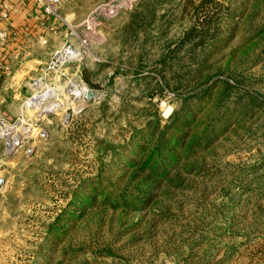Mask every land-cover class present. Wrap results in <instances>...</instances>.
I'll use <instances>...</instances> for the list:
<instances>
[{
  "label": "rangeland",
  "instance_id": "374dc122",
  "mask_svg": "<svg viewBox=\"0 0 264 264\" xmlns=\"http://www.w3.org/2000/svg\"><path fill=\"white\" fill-rule=\"evenodd\" d=\"M58 15L38 72L65 41L78 56L46 73L45 122L10 120L0 264H264V0Z\"/></svg>",
  "mask_w": 264,
  "mask_h": 264
},
{
  "label": "crops",
  "instance_id": "0c3cea01",
  "mask_svg": "<svg viewBox=\"0 0 264 264\" xmlns=\"http://www.w3.org/2000/svg\"><path fill=\"white\" fill-rule=\"evenodd\" d=\"M5 7L10 11L9 20L0 22V29L8 31L9 36L0 49L3 67L0 69V114L8 120H16L27 109L25 99L29 91L25 82L39 74L47 59L49 46H41L40 41L44 36L52 40L47 30L53 23L46 20L30 0H0V11ZM38 117L34 114L32 123L45 122L46 117ZM6 152L0 141V176L3 160L7 159Z\"/></svg>",
  "mask_w": 264,
  "mask_h": 264
},
{
  "label": "built area",
  "instance_id": "2783aa9c",
  "mask_svg": "<svg viewBox=\"0 0 264 264\" xmlns=\"http://www.w3.org/2000/svg\"><path fill=\"white\" fill-rule=\"evenodd\" d=\"M35 5L36 8H38L43 17H45L46 20H55L59 18L58 15V8L61 4V0H30ZM9 9L8 7H5L0 11V22H5L9 20ZM8 31L5 29H0V49H2L8 39ZM47 41L43 37H41V43L45 44ZM84 43V41H81ZM78 56V52L76 48L73 46L71 42H63L61 46L54 51L49 60L46 63V66L44 69L36 76L31 77L28 82H26V87L30 92H33V94L30 96V98H27L25 100V105L32 109H38L37 113L34 112V114H40L42 109L45 107V103L43 101L45 100V96H47V92H49V87L46 85V73L49 70L55 71L56 69L60 68L63 65H66L67 63L77 60L76 57ZM2 64L0 62V69H2ZM79 84H82L79 86V84H74L72 87L70 85L69 92L70 94H73L75 97H81L82 94L80 93V90L82 88L83 83L81 80L78 81ZM72 89V90H70ZM76 94V95H75ZM13 125L10 123V120H8L6 117L0 114V141H4V145L6 147V151H8L9 146V140H11V136ZM13 137V136H12ZM5 141L8 143L6 145Z\"/></svg>",
  "mask_w": 264,
  "mask_h": 264
},
{
  "label": "water",
  "instance_id": "95a60500",
  "mask_svg": "<svg viewBox=\"0 0 264 264\" xmlns=\"http://www.w3.org/2000/svg\"><path fill=\"white\" fill-rule=\"evenodd\" d=\"M95 98V94L93 93V92H91L90 90H88V91H86L85 93H83V95H82V100H83V104H86V103H88L89 101H91L92 99H94ZM52 108H48L47 106H45L44 108H43V110L41 111V113H40V115H50L51 113H52ZM68 113V115H67V117H66V119H68L69 118V116H70V112H67ZM30 151V150H29ZM28 151V152H29ZM2 183H3V180H0V187H1V185H2Z\"/></svg>",
  "mask_w": 264,
  "mask_h": 264
},
{
  "label": "bare ground",
  "instance_id": "6f19581e",
  "mask_svg": "<svg viewBox=\"0 0 264 264\" xmlns=\"http://www.w3.org/2000/svg\"><path fill=\"white\" fill-rule=\"evenodd\" d=\"M86 91H88V88L86 87V86H82V88H81V90H80V93L83 95V93H85ZM76 95V94H75ZM82 97V96H81ZM44 106H47L48 108H53V109H57V108H54V107H52V106H50L49 104H45ZM43 110V109H42ZM167 112V111H166ZM67 115H68V113L66 112V117H67ZM66 117H65V119H66ZM14 137H16L17 138V136L16 135H14L12 138H14ZM11 138V139H12ZM18 139V138H17ZM17 142V141H16ZM15 142V143H16ZM13 146V141H9V150H11L12 148H11V146ZM14 147V146H13Z\"/></svg>",
  "mask_w": 264,
  "mask_h": 264
}]
</instances>
